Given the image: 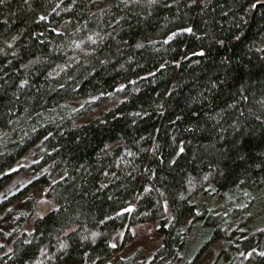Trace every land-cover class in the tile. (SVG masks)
<instances>
[{
  "label": "trees",
  "instance_id": "16d2710c",
  "mask_svg": "<svg viewBox=\"0 0 264 264\" xmlns=\"http://www.w3.org/2000/svg\"><path fill=\"white\" fill-rule=\"evenodd\" d=\"M132 239L264 264V0H0V264Z\"/></svg>",
  "mask_w": 264,
  "mask_h": 264
},
{
  "label": "rangeland",
  "instance_id": "374dc122",
  "mask_svg": "<svg viewBox=\"0 0 264 264\" xmlns=\"http://www.w3.org/2000/svg\"><path fill=\"white\" fill-rule=\"evenodd\" d=\"M24 177L25 175H23V178ZM137 240L138 239H132L129 243H127L122 248H120V250H118L112 257L108 258L106 263L110 261V262H115L114 264H117L120 262V259L127 258L128 257L127 255L132 254L133 251H136L138 247H142L141 254H144L145 250L148 251L152 247V244L147 241L141 239L137 242ZM119 243H120V237L119 236L113 237L112 244L118 246ZM200 264H207V260L204 259V261Z\"/></svg>",
  "mask_w": 264,
  "mask_h": 264
},
{
  "label": "water",
  "instance_id": "95a60500",
  "mask_svg": "<svg viewBox=\"0 0 264 264\" xmlns=\"http://www.w3.org/2000/svg\"><path fill=\"white\" fill-rule=\"evenodd\" d=\"M132 209H133V206L132 205H129V206L123 208L120 212L121 213H126V212H128V211H130Z\"/></svg>",
  "mask_w": 264,
  "mask_h": 264
}]
</instances>
